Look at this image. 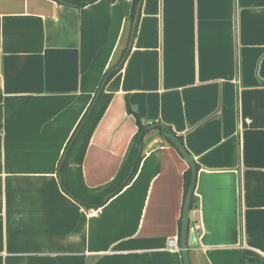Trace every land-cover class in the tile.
<instances>
[{
	"label": "crops",
	"instance_id": "crops-1",
	"mask_svg": "<svg viewBox=\"0 0 264 264\" xmlns=\"http://www.w3.org/2000/svg\"><path fill=\"white\" fill-rule=\"evenodd\" d=\"M130 10L0 0V264H183L188 165L160 125L197 168L190 264L264 258V0H140L133 31ZM112 68L84 184L116 176L137 131L126 103L148 131L132 179L86 210L59 160Z\"/></svg>",
	"mask_w": 264,
	"mask_h": 264
},
{
	"label": "trees",
	"instance_id": "trees-1",
	"mask_svg": "<svg viewBox=\"0 0 264 264\" xmlns=\"http://www.w3.org/2000/svg\"><path fill=\"white\" fill-rule=\"evenodd\" d=\"M58 1H61L63 3H69V4L75 5L77 7H81L87 3L93 2L95 0H58ZM139 2H140V0H131V10H130L131 19L134 16V13L136 11V8H137ZM114 73H115L114 68H112L111 71L110 70L106 71L104 73V75L102 76L101 81L99 82V86L103 81L105 82V79L111 77ZM99 86L97 87V90L99 89ZM97 90H96V92H97ZM96 92H95V94H96ZM95 94H94V96H95ZM110 98H111V94L106 93L104 91V88H102L100 91V94H99V96L95 102L94 107L92 108L90 114L86 117L84 124L82 125L77 136L72 141V143L69 147V144H70L77 128L81 124L82 120L85 118L86 112L84 113V115L82 116L80 121L78 122V125L75 128L71 137L69 138L68 142L66 143L63 154L59 160V165H60L59 172H60V176H61V182L60 183H61L63 190L67 194L71 195V197H73L77 202H79V204L82 207H84L86 210H93V209H97L100 206H102L114 193H117L123 186H125L132 179L135 172L137 171V168H138V165H139V162L141 159V154H139V156L137 158L133 173L131 174V176L129 177L127 182L125 184H123V181L127 175V172L129 170L130 166L133 164L134 159L138 153L137 145H139V146L141 145L142 137L148 131L147 126L143 125L141 123L139 117L133 113V111L130 109V107L126 103L127 112L130 114H133L135 117V121H136V125H137V131H136L135 135L133 136V138H132V140H131L128 148H127V152H126L124 159L120 165V168H119L116 176L108 184H106L100 188H89V187H87L84 184L83 179H82L83 158H84L85 151H86L89 139L91 137V134H92L93 130L95 129L96 125L98 124L99 120L101 119V117H102V115H103V113H104V111H105V109H106V107L110 101ZM90 104H89V106H90ZM89 106H88V108H89ZM88 108H87V110H88ZM156 127L158 128V130H160L163 133V129L160 126H156ZM165 139L170 143V141L166 137H165ZM178 139L180 140L179 137H178ZM64 154H65V158L63 159V161H61ZM190 176H191L190 168H187L183 174L184 198H185V194H186L189 182H190ZM195 207H196V198H195L194 194H192L189 211H191ZM178 223H179V234H180L181 219L179 220ZM190 230H191L190 226L188 225V232H190ZM192 238L195 239L194 235ZM251 257L254 260L253 262L250 261ZM241 264H264V258H260L257 255H253L250 251L245 250V251L241 252Z\"/></svg>",
	"mask_w": 264,
	"mask_h": 264
},
{
	"label": "water",
	"instance_id": "water-1",
	"mask_svg": "<svg viewBox=\"0 0 264 264\" xmlns=\"http://www.w3.org/2000/svg\"><path fill=\"white\" fill-rule=\"evenodd\" d=\"M138 10H139V4L136 8V13L134 16V20H133V24H132V31L133 28L135 27V23L137 20V15H138ZM104 85V81L100 84L99 89L97 90L86 114H85V118L82 120L81 124L79 125V127L77 128L70 144L69 147L72 143V141L75 139V137L77 136L79 130L81 129L82 125L85 122L86 117L90 114L92 108L95 105V102L100 94L101 89L103 88ZM151 127V126H150ZM160 127L163 129V134L164 136L170 141V143L175 147V149L179 152V154L183 157V159L186 161L188 168H190L191 171V176H190V182L185 194V198H184V202H183V206H182V213H181V227H180V234H179V245H180V249H181V255H182V262L183 264H190L189 261V256H188V244H191L190 240L192 239L193 235H194V231L190 230V232H188V225H189V210H190V202H191V197L194 191V186H195V180H196V165L195 162L193 160V158L191 157V155L189 154V152H187V150L185 149L184 145L182 144V142L178 139L177 136H175L170 130H168L164 125H160ZM138 148V153L134 159L133 164L130 166L127 175L123 181V184H125L127 182V180L129 179V177L131 176V174L133 173L134 167H135V163L137 161V158L140 154L141 151V147L139 145H137ZM67 151V150H66ZM66 153V152H65ZM65 158V154L62 157V160ZM60 168V165H59ZM59 180L61 182V176L59 174ZM109 197V196H108Z\"/></svg>",
	"mask_w": 264,
	"mask_h": 264
},
{
	"label": "built area",
	"instance_id": "built-area-1",
	"mask_svg": "<svg viewBox=\"0 0 264 264\" xmlns=\"http://www.w3.org/2000/svg\"><path fill=\"white\" fill-rule=\"evenodd\" d=\"M194 228H195V229H198V228H199V225L196 223V224L194 225ZM171 244H173V241H171Z\"/></svg>",
	"mask_w": 264,
	"mask_h": 264
}]
</instances>
